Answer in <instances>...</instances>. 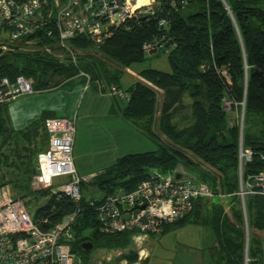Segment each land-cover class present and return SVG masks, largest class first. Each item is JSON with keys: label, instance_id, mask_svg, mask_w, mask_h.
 I'll use <instances>...</instances> for the list:
<instances>
[{"label": "trees", "instance_id": "16d2710c", "mask_svg": "<svg viewBox=\"0 0 264 264\" xmlns=\"http://www.w3.org/2000/svg\"><path fill=\"white\" fill-rule=\"evenodd\" d=\"M261 5L264 6V0H189L186 7L171 9L162 5L155 18L130 23L127 30L122 27L114 31L100 45H93L82 37L72 40L71 48L79 52L76 65L67 56L57 59L53 55L59 53L50 38L43 37L38 47H50L51 55L23 51L19 44L9 45L3 38L0 48L8 49L0 50V81L13 82L23 77L36 93H43L74 86L75 79L83 85L86 80L77 78L82 72L88 76L90 88L106 94L111 86L121 89L120 73L115 67L129 68L143 63L145 56L154 54H145L143 45L166 37L173 48L161 52L167 54L170 73L143 70L138 74L142 82L124 90L129 95L128 101L119 100L122 103L119 107L118 99L113 100L118 111L115 115L134 126L156 150L119 158L95 176L90 187L102 196L129 193L152 171L172 174L181 165L196 173L197 179L215 194L232 195L238 190L239 133L237 127L229 123L228 113L223 111L224 101L236 105L244 103V119L248 121L253 117L261 122L258 133L248 129L244 132L243 146L254 154L244 167V177L264 169V162L259 159L264 149V10ZM188 8L192 12L183 15L182 11ZM158 19H163L166 25L159 26ZM7 105H0V169L9 174L5 172L0 177V187H9L14 198L24 200L37 195L30 194L28 188L35 174L36 157L48 144L43 123L54 116L43 112L25 128L14 130L7 119ZM200 166H205L212 174ZM43 196L46 201L31 217L35 222L48 218L49 224L43 227L48 229L70 213L73 205L65 199L56 202L48 192H40L38 197ZM206 202L195 201L192 213L183 221L165 225L163 233L197 224L212 235L214 246L209 253L216 264H243L240 210L232 208L233 222H230L219 204L208 208ZM245 203L249 228L264 234V198L250 197ZM80 208L72 227L75 240L71 251L81 258L82 264H87L90 255L101 249L127 250L128 254L122 258L134 264L137 256L131 249V237L135 232L102 235L83 195ZM85 242L93 245L90 252L80 248ZM249 258L248 264H264L261 240L255 236L251 237Z\"/></svg>", "mask_w": 264, "mask_h": 264}, {"label": "built area", "instance_id": "2783aa9c", "mask_svg": "<svg viewBox=\"0 0 264 264\" xmlns=\"http://www.w3.org/2000/svg\"><path fill=\"white\" fill-rule=\"evenodd\" d=\"M189 0H0V32L7 44L20 47L37 46L43 37L54 40L55 50L76 65L78 51L70 46L75 38L82 37L93 45H100L120 28L138 24L144 18H155L161 6L184 8ZM159 26L166 25L158 19ZM41 33V34H40ZM35 36V37H33ZM30 37H33L30 39ZM40 47V46H39ZM41 52L51 55V48L41 46ZM173 48L170 39L162 37L144 44L142 51L152 54L167 52ZM2 52L7 51L1 46ZM225 76V73L222 72ZM79 77L90 81L79 72ZM226 81L229 79L225 76ZM36 92L29 81L17 77L13 82L0 81V105L9 104ZM107 95L128 101L129 95L111 86ZM223 103V110L231 106ZM48 135L45 151L36 157L35 174L29 189L33 193L48 192L58 202L65 199L73 210L64 215L54 226L48 218L33 221L24 200L11 197L9 190L0 191V264H82L81 258L71 251L74 242L72 227L81 212V187L95 177L80 176L73 165V143L76 133L75 119L54 117L43 123ZM238 164V190L232 194L239 198L245 218V200L264 198V169L249 176H242L243 163L252 161L254 154L240 147ZM264 162V149L259 155ZM244 161L243 163H241ZM179 175L180 178L176 179ZM218 196L196 176L179 172L162 174L152 171L149 176L129 193L118 192L107 196H90L86 203L94 212L99 233L114 235L135 232L132 236L144 240L156 235L162 226L185 219L193 209V203ZM219 197V196H218ZM143 250H139L141 259ZM110 253H114L111 251ZM109 255V253L107 254ZM110 259H107V263ZM106 263V262H105Z\"/></svg>", "mask_w": 264, "mask_h": 264}, {"label": "rangeland", "instance_id": "374dc122", "mask_svg": "<svg viewBox=\"0 0 264 264\" xmlns=\"http://www.w3.org/2000/svg\"><path fill=\"white\" fill-rule=\"evenodd\" d=\"M260 7L264 10L263 5H261ZM191 12H192V9L188 8V9L182 11V14L188 15ZM3 38H4V35L0 32V39H3ZM22 50L23 51L37 52V51H41V48L31 45L28 47H24V49H22ZM53 55L56 56V58L61 56L60 53L56 54V55L53 54ZM62 57H64V54ZM115 69L118 70V72L120 73L118 82H119V85L121 88L120 90H122V91L128 90L132 85H134L137 82H142L139 79L138 74H139V72H141L143 70L151 69V70L159 71V72L166 73V74L170 73V68H169L168 63H167V54H165L161 51L154 53L152 55L145 56V59H144L143 63H141V64L132 65L129 68L115 67ZM77 78H82V77L77 76ZM77 80H79V79H75V81H74L75 85H77L78 84L77 82L80 81V80L79 81H77ZM85 84H86V81L83 85L81 83L77 86H75V85L71 86V87L65 86V87L60 88V89L40 93V94H45V95L51 94V96L61 98V99H59V101L62 100L61 101V110L64 113L59 114L57 117H70V116H72L71 114H68V111H71V109L75 107V109H76L75 112L78 113L77 118L75 117V127H76L75 136L78 137V140L80 138V143L82 142V144H81L82 147L85 146L84 141L88 143L91 141L93 136L94 137L98 136L99 126L101 124H104L103 121L106 120V119H104V115H107L105 108L94 107V109H92L91 112L89 113V116H88L89 119L88 120L85 119V117L83 115L84 110H83L82 105H81L82 98H83V95H82L83 92L80 95L77 92V94L75 95V97L76 96L79 97V99H78L79 101H76L74 96L70 95L71 91H73V89H75V87H79V88L84 87L85 88ZM89 88H90V85H88V89ZM85 89H87V88H85ZM90 90H89V93L93 94V96L96 98L98 96L96 91L93 88H90ZM81 91H82V89H81ZM35 94H38V93H35ZM28 97H30V96H28ZM23 98H27V97H23ZM23 98H20V99H23ZM158 99L160 100V95L158 96ZM106 100L113 107L112 108V111H113L112 120L114 122V120H115L114 117H116L115 114H118L117 108L114 104L115 102L113 101L114 99H106ZM224 102H227V101H224ZM116 104H117V106L122 107L121 101L118 100ZM79 105L81 106L80 110H78ZM244 108H245L244 103H240L238 105L232 104L227 110L226 109L223 110V111L227 112L229 115V123L235 125L237 127L238 133H239L238 152H237V177H238V164H239V158H240L239 157L240 156V152H239L240 149L239 148L241 147L242 151H244L243 150L244 149V146H243L244 132L246 131V129H248V131L251 133H258L260 131V129L262 128L261 122L259 120L254 119L253 117H251V119L249 118L248 121L246 119H244V117H245L244 116V114H245ZM72 117H74V116H72ZM130 127L133 130L137 131V129L135 127H132L131 125H130ZM107 128L108 127H106V129ZM115 128H117L119 130L118 126H116V125H115ZM117 129H115V130H117ZM112 135L114 136V133H112ZM142 149H144L145 151H147V150L148 151H154V150H156V146L153 143L149 142ZM121 156H122V154H121ZM190 159L193 162H197L192 158H190ZM243 162L244 161H242L241 163H243ZM244 164L245 163H243V167L241 170L242 171L241 174L243 176V179H244V167H245ZM199 168L206 171L209 174H212L209 171V169H207L205 166H200ZM178 171L183 172V173H187V174L190 173V175L196 176V173L187 170L184 166H181V165L178 166ZM5 172L6 171L4 169H0V177L3 176V173H5ZM6 174L8 175L9 172H6ZM7 177H9V176H7ZM5 179H7V178H5ZM83 185H84V187L82 188V195L85 196L86 198H89L90 196H92V197L93 196H102V194L99 191L90 187V182L87 184H83ZM3 189H5V190L8 189L10 196L13 197L9 187H7V186L0 187V191ZM28 190H29L30 194H33V195L37 194L39 196L40 192L33 193L30 191L29 188H28ZM212 193H214V192H212ZM37 195H36V197H31L32 195L27 196L24 199V203L26 204L27 210H28L30 215H33L32 212L35 211L38 206L44 204V202L46 201V197H44V196L38 197ZM216 195H218L219 197L215 196L211 199H206V201H207L206 206L208 208L212 207L213 204H219L222 208L223 214L228 217L230 222H233L232 214H231L233 211L232 208L236 207L238 210H240V212L242 214L241 229L243 230V235H244L243 264H248L250 261L249 249H250V245H251V237L255 236L258 239H260L261 240V248H262V250H264V234L258 233L255 230L249 228V225H248V219L249 218L247 216L246 203H245V214H244L245 218H244L243 217V209L241 207V202H240L238 197L232 196V195H225V194H222L221 192L216 193ZM16 198H19V197H16ZM33 199L34 200L37 199V203H34ZM245 202H246V200H245ZM192 211H193V209H192ZM192 211H191V213H192ZM169 225H171V224H169ZM164 227L165 226H162V228L158 234L149 235L151 237L150 242L151 243L154 242V245H153L154 250H153L152 260H150L152 264H172L175 261V259L177 258L179 252L182 251L181 249H183V247H180L181 243H183V244L187 243L189 245H193V246L198 245L199 246L200 245V243L198 242L199 239L201 241H204L205 237H207V238L209 237V239L206 240V242H208L211 238L210 231L204 227H200L196 230V233L200 232V238L198 236L199 239L197 238L196 233H195L196 235L194 234L191 238L189 236H188L189 238H187L186 236H184L182 234V233H185L186 235H188L186 230H181V231L177 232V229H180L179 227H176V229H174V230H176L175 233L173 230H171L168 233H163ZM161 234H165L163 237L164 239L162 238L160 241L155 239V238L159 237ZM149 236H147V238H149ZM163 241H164V243H163ZM213 246H214V242L212 241V247ZM137 248L138 249L139 248L140 249L146 248V249L150 250V244H148V241H146L145 239L144 240H137L136 238L132 239V237H131V249L137 250ZM111 251H114V253H110ZM127 252H128L127 250L121 252V250H117V249L96 250L90 255L89 261L87 264H105V262H106V264H120V262H124L125 264H129V263H127V261H125L122 258L123 256L128 254ZM108 253H109V255H107ZM142 256H144V255H142ZM145 257H142L141 259L136 260L135 263L140 264L141 262H143L142 259H144ZM107 259H110V261H109L110 263L109 262L107 263Z\"/></svg>", "mask_w": 264, "mask_h": 264}, {"label": "crops", "instance_id": "0c3cea01", "mask_svg": "<svg viewBox=\"0 0 264 264\" xmlns=\"http://www.w3.org/2000/svg\"><path fill=\"white\" fill-rule=\"evenodd\" d=\"M81 83H78L79 85ZM75 85V86H77ZM82 89V91H81ZM90 88L85 89L84 87L79 88L75 87L73 91H71L72 96H74L76 101H79V97H75V95H80L82 92V108L84 110V117L88 120L89 113L94 107L100 108L103 107L106 109L107 115H104V124L99 126V134L97 137H92L90 142H85V146L82 147V142L80 143V138L74 137L73 143V165L78 175L80 176H97L102 174L107 168L113 165L119 158L130 155L148 152L142 149L149 143V140L144 138L138 130H133L128 122L123 120L120 116L115 115L114 122L112 120V105L106 99H114L107 94H101L96 91L97 97L95 98L93 94L89 93ZM91 91V90H90ZM61 99L60 97H55L45 94H35L33 96L17 99L7 105V119L10 126L14 130H21L25 128L31 122L37 120L43 112H49L53 114L54 117H57L59 114H63L64 112L61 110ZM81 109L79 105L78 110ZM75 107L68 111V114H71L70 118H77L78 113L75 112ZM67 112V111H66ZM53 117V118H54ZM115 125L118 126L119 130L115 128ZM132 126V125H131ZM106 127H108L106 129ZM112 127V128H111ZM134 127V126H132ZM114 129V130H113ZM117 129V130H115ZM114 133V136L112 135ZM76 134V133H75ZM122 154V156H121ZM85 197V196H84ZM201 226L197 224H189L179 227L178 231L186 230L187 234L182 233L187 238H191L198 228ZM176 229V228H175ZM175 233L176 230L172 229ZM171 231V230H170ZM168 231V232H170ZM166 232V233H168ZM197 238H200V232H197ZM195 234V235H196ZM210 234V233H209ZM165 234H161L159 237L155 238L157 240H161ZM207 235V234H206ZM189 236V237H188ZM208 242H206L209 237H205L204 241H201L199 238L200 245H189L187 243L180 244L182 251L179 252L177 258L172 264H216L212 259L209 249L212 247V235ZM151 237L145 238L150 244L149 249H134L137 259L139 260V250H143L142 255L145 257L143 262L145 264H152L150 260H152L153 250H154V242H150ZM122 252V251H121ZM147 252V253H146ZM144 253V254H143ZM110 263V262H109ZM106 264V263H105ZM120 264H125L124 262H120ZM137 264V263H135Z\"/></svg>", "mask_w": 264, "mask_h": 264}, {"label": "water", "instance_id": "95a60500", "mask_svg": "<svg viewBox=\"0 0 264 264\" xmlns=\"http://www.w3.org/2000/svg\"><path fill=\"white\" fill-rule=\"evenodd\" d=\"M179 178H180V176L177 175V176H176V179H179ZM80 248H81L84 252H90V251L92 250V248H93V245H92L91 243H89V242H85V243H83V244L80 245Z\"/></svg>", "mask_w": 264, "mask_h": 264}, {"label": "bare ground", "instance_id": "6f19581e", "mask_svg": "<svg viewBox=\"0 0 264 264\" xmlns=\"http://www.w3.org/2000/svg\"><path fill=\"white\" fill-rule=\"evenodd\" d=\"M140 1L142 2L143 0H140ZM215 104H216V103H215ZM173 114H174V113H173ZM171 116H172V115H171ZM171 116H170V117H171ZM167 118H168V117H167ZM206 124H207V123H206ZM206 124H205V125H206ZM210 125H211V124H210ZM203 126H204V125H203ZM168 133H169V132H168ZM199 141H200V140H199ZM225 151H226V150H225ZM230 151H231V150H230ZM180 159H181V158H180ZM220 159H221V158H220ZM182 221H183V220H182ZM176 223H177V222H176ZM174 224H175V223H174ZM168 229H169V228H168ZM163 239H164V238H163ZM163 243H164V241H163ZM156 252H157V251H156Z\"/></svg>", "mask_w": 264, "mask_h": 264}]
</instances>
